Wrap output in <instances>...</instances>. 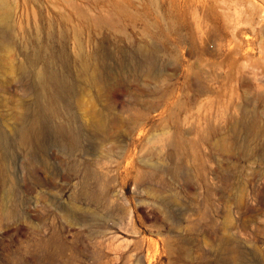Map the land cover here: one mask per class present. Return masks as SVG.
Returning <instances> with one entry per match:
<instances>
[{
    "label": "rangeland",
    "instance_id": "374dc122",
    "mask_svg": "<svg viewBox=\"0 0 264 264\" xmlns=\"http://www.w3.org/2000/svg\"><path fill=\"white\" fill-rule=\"evenodd\" d=\"M0 22V264H264V0H0Z\"/></svg>",
    "mask_w": 264,
    "mask_h": 264
},
{
    "label": "bare ground",
    "instance_id": "6f19581e",
    "mask_svg": "<svg viewBox=\"0 0 264 264\" xmlns=\"http://www.w3.org/2000/svg\"><path fill=\"white\" fill-rule=\"evenodd\" d=\"M2 5V4H1ZM1 23V22H0ZM140 55H141V59H143L144 58V55L142 54V52H140ZM144 62H146V64L147 65H144V66H141V69H143V70H145V72H154L155 71V69H154V67H153V65L152 64H150L149 63V61H147V60H145ZM143 62V63H144ZM53 74V73H52ZM43 76H44V73L43 72H38L37 73V76H36V80H37V82L39 83V90H44V88H45V83L43 82ZM55 78V77H54ZM54 78H51V75L50 76H48L47 77V79H49L50 81H52V82H55L53 79ZM94 78L97 80V81H102L103 79H102V76H100V74L98 73V71H96L95 70V73H94ZM56 79V78H55ZM56 83V82H55ZM41 92V91H40ZM59 96V94H57L56 95V93L54 94V99L56 98V97H58ZM50 98H52V95H50L49 96ZM38 102H39V105L41 106V107H44V108H49V111L48 110H46V112L48 113V116L49 117H51V114H52V112H53V109H52V107L51 106H48L47 105V103H46V101H45V99H43V98H41L40 97V95H39V100H38ZM71 126L69 125V124H64V123H58V125H56L55 126V128H54V130H55V132H56V135L57 134H61V133H63L64 134V136H66V137H68L69 139H72L71 141L73 142V140H77V137H78V134L76 133V132H74V130L73 131H71V128H70ZM91 127L92 128H96V129H99L100 127H101V123L99 122V121H95V122H93L92 124H91ZM75 143H77L76 141H75ZM228 253L231 255V253H232V249H230L229 251H228Z\"/></svg>",
    "mask_w": 264,
    "mask_h": 264
}]
</instances>
